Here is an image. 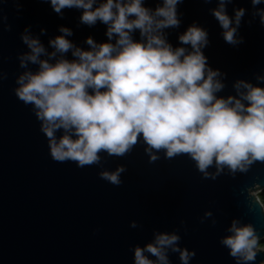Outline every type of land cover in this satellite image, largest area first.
I'll return each instance as SVG.
<instances>
[{"label":"water","instance_id":"water-1","mask_svg":"<svg viewBox=\"0 0 264 264\" xmlns=\"http://www.w3.org/2000/svg\"><path fill=\"white\" fill-rule=\"evenodd\" d=\"M103 2L97 0L94 8ZM219 5L220 0H182L176 6L179 26L164 29V38L173 48L191 50L179 36L193 25L205 30L203 55L224 85L215 95L239 99L235 85L240 81L264 88V24L257 14L264 3L225 0L230 18L245 10L236 44L225 41L213 15ZM143 6L155 11L162 0H143ZM82 12L65 8L58 14L49 0H0V264H135V248L154 244L162 234L179 237L164 250L168 264H182L185 250L195 253L188 264H264V250H257L254 261H244L222 243L234 234V222L251 225L264 240V207L253 195L264 192V161L255 160L241 171L218 167L214 160L202 172L190 154L170 158L166 149L146 151L150 146L142 134L124 155L101 151L92 165L52 158L34 106L16 96L19 78L39 70L29 61L21 66L30 54L22 37L38 39L47 53L55 51L49 42L62 35L61 27L70 29L72 35L65 38L85 51L90 50L89 37L96 44H115V38L106 36L107 25L82 23ZM132 38L141 41L139 30ZM60 58L57 53L49 62ZM63 58L73 60L72 50ZM65 134L57 130L56 139ZM119 168L124 169L119 185L102 178L101 173ZM144 255L160 264L156 256Z\"/></svg>","mask_w":264,"mask_h":264},{"label":"clouds","instance_id":"clouds-1","mask_svg":"<svg viewBox=\"0 0 264 264\" xmlns=\"http://www.w3.org/2000/svg\"><path fill=\"white\" fill-rule=\"evenodd\" d=\"M49 2L58 14L65 8L82 9V23L92 26L100 21L107 25L108 40L115 38V44H96L89 37L90 50L85 51L66 39L72 32L61 27L62 35L49 42L55 51L47 53L38 39L22 37L30 54L21 59V66L29 61L38 64L39 70L19 78L16 96L34 106L54 160L92 165L99 161L101 151L124 155L142 134L150 146L146 151L166 149L170 158L190 154L202 172L214 160L218 167L241 171L255 160L264 161V88L240 81L235 85L239 99L217 98L215 94L224 85L202 52L208 43L207 32L193 25L179 36V42L191 50L173 48L164 38V29L179 26L176 6L182 0H162L155 11L144 7L143 0H104L95 8L97 0ZM261 3L264 0H252L253 6ZM244 14V9H238L230 18L225 0L214 10L227 43L240 42L235 36ZM257 14L264 24V10ZM136 30L140 42L132 38ZM69 50L74 57L71 61L63 58ZM57 53L61 58L50 63ZM42 55L48 59H40ZM59 129L66 134L57 140ZM122 171L119 168L101 176L119 185ZM253 195L259 199V193ZM259 203L264 206V199ZM230 231L234 234L222 243L233 257L254 261L257 250H264L251 225L237 227L234 222ZM178 240L177 235H158L154 244L135 248V264H154L145 252L156 256L160 264H168L164 250ZM173 251L179 249L173 247ZM194 255L183 251L182 264Z\"/></svg>","mask_w":264,"mask_h":264},{"label":"trees","instance_id":"trees-1","mask_svg":"<svg viewBox=\"0 0 264 264\" xmlns=\"http://www.w3.org/2000/svg\"><path fill=\"white\" fill-rule=\"evenodd\" d=\"M260 199H264V192L262 193V195L260 196ZM264 207V206H263ZM262 242V244H264V240L263 241H261Z\"/></svg>","mask_w":264,"mask_h":264},{"label":"rangeland","instance_id":"rangeland-1","mask_svg":"<svg viewBox=\"0 0 264 264\" xmlns=\"http://www.w3.org/2000/svg\"><path fill=\"white\" fill-rule=\"evenodd\" d=\"M261 195H262V193H259V199H260V196H261ZM259 243H260L261 246H264V244H262L261 241H259Z\"/></svg>","mask_w":264,"mask_h":264}]
</instances>
